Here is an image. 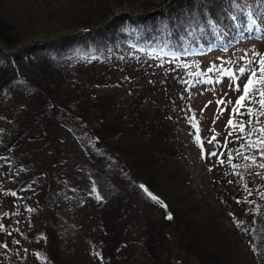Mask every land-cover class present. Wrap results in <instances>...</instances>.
<instances>
[{
    "label": "rangeland",
    "instance_id": "1",
    "mask_svg": "<svg viewBox=\"0 0 264 264\" xmlns=\"http://www.w3.org/2000/svg\"><path fill=\"white\" fill-rule=\"evenodd\" d=\"M67 1L69 2L64 0H24L21 4L25 3V5L15 6L17 7H14L15 11L18 10V7L26 8L30 15L26 19H22V28L25 30H23L20 42L17 45L27 44L28 46L31 40L44 41L45 39H54L71 34L82 28L74 25L76 19L78 21L79 19L80 21H88L86 25L94 26L96 25L95 17L99 8H104L105 14L110 6L114 12L122 11L135 20H141L145 15L150 16V14L159 10V12L167 15L168 22L171 24L170 30L175 34H179L175 21L178 19L179 4L182 0H107L108 2L105 4L102 2L103 0H98L99 5L96 0H89L90 3L85 0L84 3L81 2L82 0ZM202 1L207 2L208 0ZM166 4L169 5L166 6ZM83 8H87V10ZM260 11L262 9L257 13ZM71 16L74 17L73 20L69 19ZM235 17V19H229L228 16L223 18L225 27L222 35H220L222 32L219 33V30L211 32L210 39L214 40V44H209L206 38L200 37L191 47L176 50L179 56H176V53L171 55V57H176L177 60H182V62L175 63L167 60V58L161 61L146 57L151 62L150 66L162 62L161 64L165 69L171 70L168 72L171 81L168 84L170 89L167 91L165 104L169 102L168 99H174V95L178 99L170 111L167 112L169 116H175L181 110L185 111L187 116H191L194 112L199 120V134L204 148V158H202L201 149L193 139L195 130L190 124L185 125V122H179L173 134L177 145V157L174 163L179 166L182 177L179 179V183L170 182L166 187L160 181L159 185L163 187L164 192H161L158 187L155 188V191H152L165 201V206L157 209L154 205L142 201V197L138 193L132 194L135 202L149 211L153 218L168 219L169 216L167 217V215H170L171 218L175 219V222L181 224H183L184 218L188 219V228L186 226L181 227L179 224L175 230L179 232L180 228L187 229L188 235L187 237L184 236L183 240L191 242L190 248L192 249L187 246L186 248L183 247L174 238L173 245L170 246V254L167 255L166 264H202L205 254H199L192 247L196 235L198 241L208 245V250L219 252L222 257L223 248L228 242V236L233 240L235 239V246L239 250L246 249L244 242L238 236L239 227L235 223L236 220L240 219L242 209L238 204L230 203L228 195L226 202L223 203V198L219 201L215 194L216 191L223 193L227 186L228 193H234L242 179L245 180L247 185L264 186V168H259L252 165L251 161L237 157L235 151L233 152L232 164L239 165L237 169H233L227 162L224 164L218 163V158L227 161L228 149H238L241 141L235 139V135H238V133L231 137L228 135L232 131L230 127H226L231 115L232 105L226 107L220 105L221 108H224V112L218 114L216 100L223 98L224 100H231L234 104L239 93L229 88L227 77H224L221 83H199L191 80L194 78L188 76L187 68L182 67V65L187 64L191 69L199 72H205L212 66L235 69L243 63L240 58L246 53L251 54L256 51L264 54V20H258L257 24L253 25L242 12H236ZM149 27L154 34L158 32L152 24ZM113 36L119 39L122 48L127 46V41L137 44L138 47H144L148 41L149 33L148 31L141 33L138 30H134L132 34L124 31H112ZM217 37L219 38L217 39ZM221 41H224L226 45L220 47L218 44ZM119 43L118 45H120ZM216 44L217 46H215ZM159 46L162 47V45ZM18 48H10L7 51L17 53ZM152 51L153 47H146V53L151 55ZM158 51L161 52V49ZM185 51L188 54L183 53ZM94 54V50H89L84 53L73 52L54 58L50 61V65L53 66L52 72H56L58 82L62 80L60 83L63 87H66L69 81L76 80V78L80 80L91 79L92 84L85 92L89 95H93L95 90L110 93V96L115 98L112 117L117 118V121L119 120L121 124L127 126L129 115L125 89L131 85V82L128 77L124 76L126 74L124 70L119 68H113L112 70L119 78L107 77L108 65L111 62L108 59L109 55H106L107 57L103 61L101 54L96 59L89 56ZM160 55L157 57H160ZM32 58V60L16 62L17 64L13 62L14 75L15 73L25 75V70L29 67L27 63L34 67L36 57ZM40 63L43 65L42 67L49 65L41 59ZM174 64L177 65L174 66ZM146 68L149 70V67ZM103 71L106 72L103 73ZM99 73L105 74L106 79L99 85L93 84L91 75L96 74L94 82H97ZM208 75L215 79L216 73H208ZM177 77L184 78L189 83L184 82L179 89L174 82ZM246 79L247 75L238 81L241 87ZM11 81L14 80L11 79ZM50 81L51 78H49ZM0 89V207H2L0 209V224L4 226L3 230H0V241H2L0 245H6V247H0V264H19L20 261L21 264H40L37 257L31 253L24 257L25 250L22 249V245L29 244L32 237H35L36 232L39 233V240H42V246H44L41 257L47 261V264H96L97 257L95 254L97 249L93 245L95 237L92 233V223L94 222L97 205L94 199L90 197L87 185L96 170L104 165L103 162L95 154H89L86 158L84 151L78 145H73L69 152V142H65V148L62 150L61 139L53 133L60 130V125L48 122L53 109L48 105L47 100L41 102L45 108L42 111L43 115L33 111L31 115H27L23 104L20 101L15 102V98L9 92L8 85H0ZM159 93L163 95L164 92L160 91ZM225 93L227 95H224ZM209 101H212V103L209 104ZM183 102H186L185 108L181 106ZM57 104H59L56 110L57 117L60 118L62 113L66 115V111L74 115V103H69L67 106L59 98ZM205 104H208L207 108L204 107ZM189 109L192 112H189ZM241 111H244V109H241ZM94 115H97L94 109H86L80 114H75L79 122L74 123V125L77 130H80L82 137L91 138L88 130H85L80 122L91 120ZM214 119L215 123H213ZM235 119L247 120L248 117L246 115L243 117L236 116ZM18 120H21L23 126H27V129H32L31 138L33 139L30 142H25V152L21 148H10L14 143L10 140H13L15 136L6 132L10 128V131L15 135ZM183 120L186 121L185 118ZM35 121L42 123L39 124L40 128L37 127ZM29 123H33V125ZM91 123H93L91 125H99L97 122ZM212 129H215V132L218 133L216 141L221 145L219 148L216 147L215 143H208L213 135ZM40 131H47L44 133H48L47 140L35 139L40 136L36 132L39 133ZM21 132L20 130L19 133ZM54 135L57 137H54ZM226 137L230 141L227 148L224 147ZM42 145L57 146V151H59L55 156L56 162L49 168L48 164L52 160H48L47 156L52 157L54 153L52 148H47V152L44 154L43 149L40 148ZM35 147L37 148L34 149ZM98 150L99 143L96 152ZM213 151L217 152V156L208 155ZM112 153L115 160L114 162L107 161L109 165L113 166L118 162L121 166L123 162L122 155L116 156L113 150ZM221 153H224V155L221 156ZM245 154L253 155L255 150L251 149ZM33 155L35 156V164L29 159ZM259 162L264 161H261V158L257 156V163ZM136 183L140 184V179H137ZM12 192H15L16 195L12 196ZM88 196L90 198L87 201ZM29 209L32 211H29ZM5 213L7 215H4ZM32 225L36 229L31 227ZM29 229L33 230V236L29 233ZM128 230L127 239L129 237V239L135 238V229L132 225L129 224L127 232ZM228 230L229 232H226ZM48 232L53 235L51 244L56 257L48 254L46 248ZM133 241L137 243L136 240ZM135 246L137 249V245ZM122 250H124V246H121L120 252ZM114 264H119V262L116 261ZM122 264L153 263L148 258L146 261H141L139 256L129 259V255L125 253Z\"/></svg>",
    "mask_w": 264,
    "mask_h": 264
},
{
    "label": "trees",
    "instance_id": "2",
    "mask_svg": "<svg viewBox=\"0 0 264 264\" xmlns=\"http://www.w3.org/2000/svg\"><path fill=\"white\" fill-rule=\"evenodd\" d=\"M22 1L24 0H0V85H8L9 92L15 98V102L20 101L23 104L27 115H31L32 111L43 115L42 111L45 108L41 102L47 100L48 105L53 109L48 122L60 125V130L53 133L61 139L62 150L65 148V142H69V152L73 145H78L84 151L85 155H83L86 158L89 154H95L103 162L104 165L96 170L87 185L89 195L97 205L94 222L92 223V233L95 237L93 245L97 249L95 254L97 257L96 264H114L116 261L122 264L125 253L129 255V259L139 256L141 261H146L148 258L153 264H166L167 255L170 254V246L173 245L174 238L183 247L186 248L187 246L192 249L190 248L191 242L183 240L184 236L187 237L188 235L187 229L180 228L179 232L175 230L179 224L181 227L186 226L188 228V219L184 218L183 224H181L175 222L173 218H162L161 220L153 218L149 211L141 207L132 198V194L138 193L141 195L142 201L161 209V206L141 190L140 184H144L151 192L155 191L156 187L164 192L163 187L159 185L160 181L163 182L165 187L170 182L179 183L182 176L179 166L174 163L177 157V145L173 134L179 122H185V125L189 124L185 111L181 110L175 116H169L167 112L170 111L178 99L174 95V99H168L169 102L165 104L166 94L170 89L168 84L171 81L168 72L171 70L165 69L161 64L162 62L150 66L151 62L146 57L161 61L167 58V60L175 63L182 62V60H177L176 57H171L174 53L179 56L176 50L191 47L200 37L209 38L213 30L223 32L225 27L223 18L228 16L229 19H233L236 13L231 0H208L207 2L182 0L179 4V16L175 21L179 34H175L170 30L171 24L168 22L167 15L159 12V10H156V13L150 14V16L145 15L141 20H135L122 11L114 12L110 6L105 14V9L99 8L95 17L96 25L94 26L86 25L88 21H80V19L78 21L76 19L74 25L81 26V29L78 28L79 30L71 34L54 39L31 40L28 46L27 44L17 45L20 42L23 30H25L22 28V19L30 16L26 8L18 7V10L15 11V8H17L15 6L25 5V3L21 4ZM85 1L90 3L89 0ZM96 1L99 5L98 0ZM81 2L84 3V0ZM102 2L105 4L108 1L103 0ZM240 2L247 4L255 12L261 10L259 5L254 3V0H240ZM169 4H166V6ZM83 9L87 10V8ZM75 17L77 18V16ZM69 19L73 20L74 17L71 16ZM150 24L158 30L156 34L151 32ZM134 30L141 33L148 31L149 38L144 47H138L137 44L127 41V46L122 48L119 39L116 36L112 37V31H124L132 34ZM159 45H162V47ZM147 46L153 47L151 55L146 53ZM15 47H19L17 53L7 52L8 49ZM159 49H161V52L158 51ZM89 50L95 51L94 55H89L93 57L92 59L98 58V55L101 54L104 61L106 55H109L108 59L111 62L108 65L107 77L119 78L112 72L113 68H119L124 70V73H126L124 76L128 77L131 82V85L129 84L130 86L125 89L129 115L127 126L121 124L119 120L117 121V118L112 117L115 98H112L110 93L95 90L93 95H89L85 92L92 84L91 79L80 80L76 78V80L69 81L66 87H63L60 83L62 80L58 82L56 72H52L53 66L50 65L52 59L73 52L84 53ZM183 53L188 54L186 51ZM159 55L160 57H157ZM31 56L36 57L34 59L35 65L31 67L27 63L29 67L24 73L27 78L19 73L14 75L12 63L32 60ZM40 59L49 65L42 67ZM176 65L174 64V66ZM146 67H149V70ZM195 71V69L187 67V74ZM105 72L103 71V73ZM96 74L91 75L92 82L99 85L106 79V76L99 73L97 82H94ZM190 77L194 78L191 80L197 82V77ZM49 78H51L50 82ZM11 79L14 81H11ZM174 82L180 89L185 79L177 77ZM13 85H15V88ZM160 91L164 92L163 95L159 93ZM59 98L64 101V105L75 104L74 115L66 111V115L62 113L60 118L56 116ZM185 105L186 102L181 104L182 107ZM86 109H94L97 114L91 120L80 122L81 126L88 130L91 138L82 137L80 130H77L74 125V123L79 122L75 114H80ZM184 118L186 121H182ZM35 122L37 127L40 128L39 124L42 123L40 121ZM91 122H97L99 125H91L93 124ZM30 125H33V123ZM20 130L21 133H19ZM15 131L14 135L10 128L6 130L9 135L15 136L13 140H10L14 142L10 148H21L25 152V142H30L33 139L31 138L32 129H27V126L24 127L22 121L18 120ZM45 132L47 131L36 132L40 136L35 139L47 140L48 133L44 134ZM54 137L57 136L54 135ZM44 142L46 143V141ZM54 143L59 144L58 142ZM98 143L99 150L96 152ZM44 145L40 147L43 149L44 154H46L47 148H52L54 153L52 157L47 156L48 160H52L48 164L49 168L56 162L55 156L59 151H57V146ZM37 147L39 148V146ZM112 150L116 156L122 155L123 162L121 166L118 162L113 166L109 165L108 162H114L115 160ZM29 159L35 164L34 155ZM137 179H140V184H138L139 182L136 183ZM227 190L228 186L223 193L216 191L215 195L219 201L223 198V203L226 202L228 195L230 203L238 204L242 209L239 221H243V224L239 227L237 233L241 241L244 242L246 249L239 250L235 246V239L233 240L228 236V242L223 248L222 257L219 252L208 250V245L198 241L196 235L192 246L193 250H196L199 254H205L202 264H264V198L261 196V194H264V186L247 185L245 180L242 179L234 193L229 194ZM249 191H251V195L248 194ZM90 197L88 196L87 201ZM237 201H240V203ZM133 215L136 216L132 217ZM129 224L135 229L136 237L133 239H129L130 237L127 239L126 237L129 235V230L127 232ZM31 227L35 228L33 225ZM226 232H229V230ZM29 233L32 236L34 235L33 230L29 229ZM48 235L46 246L48 254L56 257L51 244L53 235L49 232ZM39 237V233L36 232L35 237H32L29 244L22 245V249L25 250L23 256H28L31 253L37 257L40 264H47V261L41 257L44 246H42L43 242L39 240ZM133 240H136L137 243ZM0 244H2V241H0ZM253 244L256 245V251H253ZM135 245H137V249ZM121 246H124V250L120 252ZM21 263L20 261L19 264Z\"/></svg>",
    "mask_w": 264,
    "mask_h": 264
},
{
    "label": "snow or ice",
    "instance_id": "3",
    "mask_svg": "<svg viewBox=\"0 0 264 264\" xmlns=\"http://www.w3.org/2000/svg\"><path fill=\"white\" fill-rule=\"evenodd\" d=\"M232 7L236 12H242L247 19L251 22V24L256 25L258 20H264V0H254V3L259 5L262 9L259 13L252 10L250 6L245 3H241L240 0H231ZM236 17L233 16V19ZM259 31V29H257ZM241 61L243 62L237 68L233 69L230 67H209L205 72H189V76L197 77V82L199 83H221L224 77H227L229 80V88L232 91L239 93L237 96L235 103L231 100H224L223 98L217 99V113L223 114L224 108H221L220 105H232L231 115L227 121L226 127H230L232 131L229 132V136H233L235 133V139L237 141H241L239 148L236 150L228 149L227 151V161L224 159L218 158V163L224 164L227 162L232 166L233 169H237L239 165L232 164L233 152L235 151L236 156L243 158L244 160L251 161L252 165H256L259 168H264V162L257 163V156L261 158V161H264V54L253 51L251 54H245L242 56ZM231 63V62H230ZM182 67L187 68L188 65L184 64ZM208 73H216L215 79L208 75ZM247 75V79L244 81L242 87L238 83V81ZM185 83H189L185 81ZM214 91V90H213ZM224 95H227L225 93ZM209 104L212 101L208 102ZM205 108L208 107V104H205ZM244 109V111H241ZM203 112V109L201 110ZM189 112H192L189 109ZM247 116V120H236V116ZM188 123L195 130V134L193 135L194 142L201 149V156L204 158V148L203 142L200 137V128H199V120L197 119L195 113L193 112L191 116L186 117ZM218 118V117H217ZM215 123V119L213 120ZM213 132L212 137L208 140L209 144H216V147L219 148L221 145L216 141V136L218 133L215 132V129L211 130ZM255 137V139H253ZM230 141L228 138H225L224 147L227 148V144ZM254 149L255 154L246 155L245 153L249 150ZM209 156H217V152L213 151L208 153ZM221 156L224 153L220 154ZM250 166V165H249ZM239 174V173H237ZM231 183V181H230ZM143 187V185H141ZM247 190V186L245 185ZM95 191V189H93ZM251 195V191L248 193ZM12 196H15L16 193L12 192ZM151 196V193H148ZM262 198H264V194H261ZM99 199V197H97ZM153 200L157 198L155 196H151ZM162 203L160 201H157ZM240 203V201H237ZM252 203L251 201H248ZM29 211H32L29 209ZM4 215H7L5 213ZM231 215V214H230ZM171 219V216L168 217ZM235 223L237 227H240L243 224V221L236 220ZM4 226L0 224V230H3ZM18 243V241H17ZM0 247H6V245H0ZM253 251H256V245L253 244ZM97 255H99L97 253Z\"/></svg>",
    "mask_w": 264,
    "mask_h": 264
},
{
    "label": "water",
    "instance_id": "4",
    "mask_svg": "<svg viewBox=\"0 0 264 264\" xmlns=\"http://www.w3.org/2000/svg\"><path fill=\"white\" fill-rule=\"evenodd\" d=\"M141 185H143V184H141ZM141 185H140V188L144 191V193H146L147 195H148V193H151L148 189H146V187L143 185V187H141ZM151 196H155L157 199L156 200H153L152 198H151ZM151 196H149L148 195V197L151 199V200H153V201H155L157 204H159L160 206H165V201L160 197V196H158V195H156V194H154V193H151ZM157 201H160V202H162V203H159V202H157ZM169 215H167V217H168Z\"/></svg>",
    "mask_w": 264,
    "mask_h": 264
}]
</instances>
